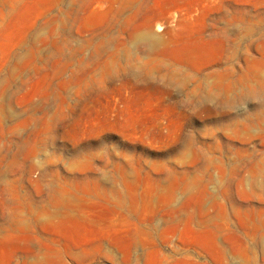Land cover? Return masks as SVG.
<instances>
[{"label":"rangeland","instance_id":"374dc122","mask_svg":"<svg viewBox=\"0 0 264 264\" xmlns=\"http://www.w3.org/2000/svg\"><path fill=\"white\" fill-rule=\"evenodd\" d=\"M0 264H264V0H0Z\"/></svg>","mask_w":264,"mask_h":264},{"label":"bare ground","instance_id":"6f19581e","mask_svg":"<svg viewBox=\"0 0 264 264\" xmlns=\"http://www.w3.org/2000/svg\"><path fill=\"white\" fill-rule=\"evenodd\" d=\"M149 40V39H148Z\"/></svg>","mask_w":264,"mask_h":264}]
</instances>
